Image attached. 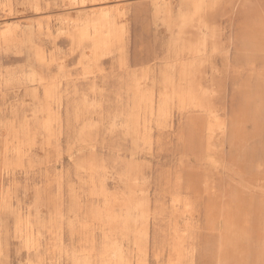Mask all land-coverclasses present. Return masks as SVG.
<instances>
[{"label": "rangeland", "instance_id": "rangeland-1", "mask_svg": "<svg viewBox=\"0 0 264 264\" xmlns=\"http://www.w3.org/2000/svg\"><path fill=\"white\" fill-rule=\"evenodd\" d=\"M82 1L0 0V264H264V0Z\"/></svg>", "mask_w": 264, "mask_h": 264}, {"label": "bare ground", "instance_id": "bare-ground-1", "mask_svg": "<svg viewBox=\"0 0 264 264\" xmlns=\"http://www.w3.org/2000/svg\"><path fill=\"white\" fill-rule=\"evenodd\" d=\"M85 3H86L85 0L80 3L82 8L85 7ZM100 7H102V6H100ZM84 9H86V8H84ZM86 12L87 11H85V12L83 11L82 15H84ZM88 27L91 29V31ZM88 27L81 29L80 32H81L82 36H84L85 38H89L93 41L92 43H93V49L94 50H99L101 47L108 45L109 32L111 30V27L108 24V19H103V18L97 17L95 20H92L91 23H89ZM7 30H8V28H7ZM7 32H9V31H7ZM38 33H40V28H37L36 30H34L32 28L31 31L29 32V40L28 41L33 42L35 37L37 35H39ZM12 35L13 34H8V35L4 36V41L11 38ZM40 84H41V82H40ZM172 87H174L173 83H172ZM173 93H174V91H173ZM193 107H197V106L193 105Z\"/></svg>", "mask_w": 264, "mask_h": 264}, {"label": "crops", "instance_id": "crops-1", "mask_svg": "<svg viewBox=\"0 0 264 264\" xmlns=\"http://www.w3.org/2000/svg\"><path fill=\"white\" fill-rule=\"evenodd\" d=\"M100 7V6H99ZM92 13H99V16L98 17H100V18H103V19H109V11L108 10H105V9H102V10H100V11H91V12H86L85 14H84V16H87L88 14H92Z\"/></svg>", "mask_w": 264, "mask_h": 264}]
</instances>
